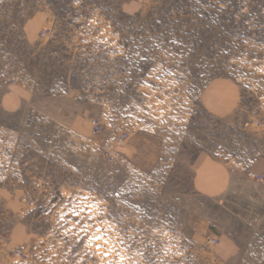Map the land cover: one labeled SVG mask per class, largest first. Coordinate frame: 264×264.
Instances as JSON below:
<instances>
[{
    "label": "rangeland",
    "instance_id": "374dc122",
    "mask_svg": "<svg viewBox=\"0 0 264 264\" xmlns=\"http://www.w3.org/2000/svg\"><path fill=\"white\" fill-rule=\"evenodd\" d=\"M260 158L264 0H0V264H264Z\"/></svg>",
    "mask_w": 264,
    "mask_h": 264
},
{
    "label": "crops",
    "instance_id": "0c3cea01",
    "mask_svg": "<svg viewBox=\"0 0 264 264\" xmlns=\"http://www.w3.org/2000/svg\"><path fill=\"white\" fill-rule=\"evenodd\" d=\"M212 94V93H211ZM10 97H13L9 95ZM10 102V101H8ZM257 162L263 165L262 159H258ZM230 163H226L221 160L205 158L197 165L194 186L198 193L206 195L207 197H220L227 192L231 191L239 183L238 174L232 171ZM261 165L253 166V172L264 175V170L260 169ZM236 249V250H235ZM1 252H4L3 247L0 248ZM235 246L225 249L224 245L220 249L221 255L225 259H231L237 252Z\"/></svg>",
    "mask_w": 264,
    "mask_h": 264
},
{
    "label": "built area",
    "instance_id": "2783aa9c",
    "mask_svg": "<svg viewBox=\"0 0 264 264\" xmlns=\"http://www.w3.org/2000/svg\"><path fill=\"white\" fill-rule=\"evenodd\" d=\"M93 127H94L95 133H96V131L97 132L101 131V125L96 120H93ZM127 138H128V135H127L126 132L119 133L118 135H116V137L114 139L115 140L114 143L117 146H121V145H123L126 142ZM108 154L110 155L111 160H113L114 159L113 152L112 151H108ZM249 175L252 176L253 178L257 179V180H260V181L263 180V177L261 175H258V174L252 173V172H249ZM211 242L213 244H218L219 243V239L213 238V239H211Z\"/></svg>",
    "mask_w": 264,
    "mask_h": 264
}]
</instances>
